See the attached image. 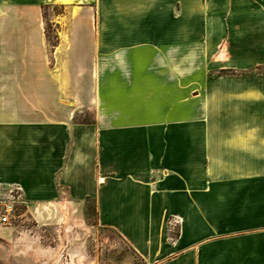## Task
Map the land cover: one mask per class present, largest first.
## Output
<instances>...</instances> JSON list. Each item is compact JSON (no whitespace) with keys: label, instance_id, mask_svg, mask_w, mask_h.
<instances>
[{"label":"crops","instance_id":"1","mask_svg":"<svg viewBox=\"0 0 264 264\" xmlns=\"http://www.w3.org/2000/svg\"><path fill=\"white\" fill-rule=\"evenodd\" d=\"M29 2L0 8V190L93 200L155 264H264V0Z\"/></svg>","mask_w":264,"mask_h":264},{"label":"rangeland","instance_id":"2","mask_svg":"<svg viewBox=\"0 0 264 264\" xmlns=\"http://www.w3.org/2000/svg\"><path fill=\"white\" fill-rule=\"evenodd\" d=\"M29 1L0 0V8L29 6ZM41 9L52 48L57 35L55 19L64 11V6L42 4ZM224 20L230 25V16ZM230 34V31L225 33V41L230 42ZM219 50L216 56L224 58L227 64L230 44ZM217 72L231 74L233 69L228 67ZM91 115L85 112L78 118L88 119ZM7 192V188L0 190V264H155L138 255L118 232L98 223L93 200L81 207L61 203L36 209L27 206L22 194L12 202L13 210L7 212L2 206L9 204L5 199ZM7 214L9 218L5 220ZM177 229L179 235L180 224Z\"/></svg>","mask_w":264,"mask_h":264},{"label":"built area","instance_id":"3","mask_svg":"<svg viewBox=\"0 0 264 264\" xmlns=\"http://www.w3.org/2000/svg\"><path fill=\"white\" fill-rule=\"evenodd\" d=\"M6 188L8 189V192L6 195L7 198H5V199H8L9 204L4 203L2 206L5 207L7 212H11L13 210V206H14L12 202H16L18 200V198L20 196H22L23 190H22L20 185H11V186L6 187ZM8 218H9L8 214L4 216L5 220H7ZM179 224H180V222H179V219L177 217L169 218L168 224H167V231H168V239L170 241H175L179 237L180 234L179 235L176 234V230H178L177 228H178ZM177 233H178V231H177Z\"/></svg>","mask_w":264,"mask_h":264},{"label":"trees","instance_id":"4","mask_svg":"<svg viewBox=\"0 0 264 264\" xmlns=\"http://www.w3.org/2000/svg\"><path fill=\"white\" fill-rule=\"evenodd\" d=\"M47 35V39L49 40V36H48V34H46ZM56 42L53 44V45H56L57 43H58V37H57V35H56Z\"/></svg>","mask_w":264,"mask_h":264}]
</instances>
